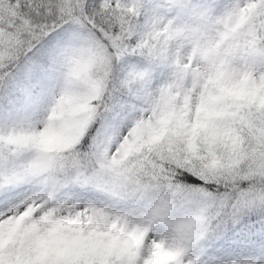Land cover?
Segmentation results:
<instances>
[{
  "label": "snow or ice",
  "instance_id": "obj_1",
  "mask_svg": "<svg viewBox=\"0 0 264 264\" xmlns=\"http://www.w3.org/2000/svg\"><path fill=\"white\" fill-rule=\"evenodd\" d=\"M0 264H264V0H0Z\"/></svg>",
  "mask_w": 264,
  "mask_h": 264
}]
</instances>
